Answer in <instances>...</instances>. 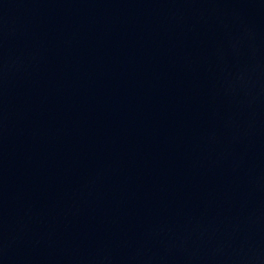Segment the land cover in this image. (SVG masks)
Returning a JSON list of instances; mask_svg holds the SVG:
<instances>
[{
  "label": "water",
  "instance_id": "1",
  "mask_svg": "<svg viewBox=\"0 0 264 264\" xmlns=\"http://www.w3.org/2000/svg\"><path fill=\"white\" fill-rule=\"evenodd\" d=\"M0 264H264V0H0Z\"/></svg>",
  "mask_w": 264,
  "mask_h": 264
}]
</instances>
